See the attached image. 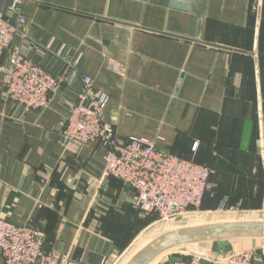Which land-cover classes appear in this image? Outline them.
I'll return each instance as SVG.
<instances>
[{
  "label": "crops",
  "instance_id": "crops-1",
  "mask_svg": "<svg viewBox=\"0 0 264 264\" xmlns=\"http://www.w3.org/2000/svg\"><path fill=\"white\" fill-rule=\"evenodd\" d=\"M18 1L0 0L6 17L26 19L0 51V219L39 228L48 250L85 264H126L131 241L143 243L148 217L105 174L108 148H69L58 129L84 76L109 95L104 119L121 140L146 137L213 170L206 223L231 210L264 219V0ZM19 50L61 78L44 108L6 92L3 68ZM193 245L207 256L255 250L264 264L263 237Z\"/></svg>",
  "mask_w": 264,
  "mask_h": 264
},
{
  "label": "built area",
  "instance_id": "built-area-1",
  "mask_svg": "<svg viewBox=\"0 0 264 264\" xmlns=\"http://www.w3.org/2000/svg\"><path fill=\"white\" fill-rule=\"evenodd\" d=\"M25 21L22 15L13 21L0 10V51L11 45ZM3 72L8 96L26 109L46 107L50 95L61 83L59 76L32 61L22 50L11 56ZM76 75L77 69L74 68L69 80ZM83 83L77 102L58 127L66 145L69 148H77L80 144L106 146L105 174L119 178L134 190L133 208L144 215L169 220L190 208L200 209L206 193L212 189L213 170L158 148L146 137L130 136L121 140L113 124L104 119L109 95L97 91L90 76H84ZM0 252L4 264H85L83 260L71 259L61 251L48 250L45 236L39 228L6 219H0ZM182 255L184 257L173 260L171 264H203L205 260L212 264H255L262 258L255 250L207 256L187 246Z\"/></svg>",
  "mask_w": 264,
  "mask_h": 264
},
{
  "label": "water",
  "instance_id": "water-1",
  "mask_svg": "<svg viewBox=\"0 0 264 264\" xmlns=\"http://www.w3.org/2000/svg\"><path fill=\"white\" fill-rule=\"evenodd\" d=\"M240 237L264 238V219L229 220L181 227L147 243L126 264H151L166 251L189 243Z\"/></svg>",
  "mask_w": 264,
  "mask_h": 264
},
{
  "label": "rangeland",
  "instance_id": "rangeland-1",
  "mask_svg": "<svg viewBox=\"0 0 264 264\" xmlns=\"http://www.w3.org/2000/svg\"><path fill=\"white\" fill-rule=\"evenodd\" d=\"M259 215L261 217L262 213H259ZM254 216L256 215H253V213H249V212H244V213L239 212L238 213L237 211L231 210V211H226V212L222 211V215L220 217L221 219L222 217H224L229 220H257V219H253ZM238 217L240 219H238ZM262 219H258V220H262ZM135 220L138 223L139 219L136 218ZM135 220H132V221H135ZM140 221H142V219H140L139 222ZM205 221H208V220H206L204 215H202L201 209L197 210V209L190 208L188 212L171 217L169 220L161 219L155 216L153 219L147 220L145 222V225H143L139 229L141 231H145L144 236L142 235L143 238L141 240L143 243H141L140 245H137V243L135 245L132 244L133 237L136 238L138 237V235L142 234V233L140 234L138 233V228H136L137 232L135 234L132 233L133 236L127 237V240L129 239L132 240L131 246L129 247V250L127 251L128 256H130L128 259L132 258L138 252V250L141 249L143 246H145L147 243H149L150 241L154 240L156 237L161 236L162 234L166 232L176 230L178 228L189 226V225L205 224L206 223ZM224 221L226 220L224 219ZM189 244L193 246L194 249L197 250V248H195V245H193L196 243H189ZM190 245H182V246L174 247L173 249L166 251L163 255L160 256L159 260L157 261V264H160L159 263L160 261L163 262V260L165 259V256L172 254L174 251H185L186 246L189 247ZM193 248L190 250L194 252H199L198 250L196 251Z\"/></svg>",
  "mask_w": 264,
  "mask_h": 264
},
{
  "label": "trees",
  "instance_id": "trees-1",
  "mask_svg": "<svg viewBox=\"0 0 264 264\" xmlns=\"http://www.w3.org/2000/svg\"><path fill=\"white\" fill-rule=\"evenodd\" d=\"M214 194L215 192H214V189H213V186H212V189L211 190H209L207 193H206V195H205V197L207 196V194ZM205 197H204V199H205ZM139 212V211H138ZM140 213V212H139ZM142 214V213H141ZM144 215V214H143ZM146 217H148V220H150V219H153L155 216L154 215H145ZM159 258L160 257H158L157 259H156V261L157 260H159ZM167 264H171V262H169V263H167Z\"/></svg>",
  "mask_w": 264,
  "mask_h": 264
},
{
  "label": "bare ground",
  "instance_id": "bare-ground-1",
  "mask_svg": "<svg viewBox=\"0 0 264 264\" xmlns=\"http://www.w3.org/2000/svg\"><path fill=\"white\" fill-rule=\"evenodd\" d=\"M155 261V260H154Z\"/></svg>",
  "mask_w": 264,
  "mask_h": 264
}]
</instances>
